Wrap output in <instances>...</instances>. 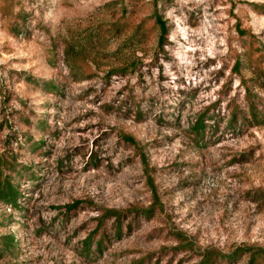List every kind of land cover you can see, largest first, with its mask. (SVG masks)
Segmentation results:
<instances>
[{
	"label": "rangeland",
	"instance_id": "obj_1",
	"mask_svg": "<svg viewBox=\"0 0 264 264\" xmlns=\"http://www.w3.org/2000/svg\"><path fill=\"white\" fill-rule=\"evenodd\" d=\"M260 69L264 0H0V264H264Z\"/></svg>",
	"mask_w": 264,
	"mask_h": 264
},
{
	"label": "trees",
	"instance_id": "obj_2",
	"mask_svg": "<svg viewBox=\"0 0 264 264\" xmlns=\"http://www.w3.org/2000/svg\"><path fill=\"white\" fill-rule=\"evenodd\" d=\"M155 22L159 26V31H160L159 42H160V44H162L165 37H166V34H167L166 22L164 20H162L161 16H157V15L155 16ZM239 65H240V61L237 60L234 64V67L238 68ZM259 73H261L264 76V70L263 69H260ZM252 93L253 92L250 89V87L246 86L245 87V98H246V104H247V113L243 112V117L246 120V122H248V121H252V122L255 121L256 122L259 120V117L261 116L260 112H258V110H257V104L255 102V99L253 98ZM262 115H264V110L262 112ZM236 117H237L236 112L231 114V118L233 119L234 122L237 121ZM204 129H205L204 118H203V115L200 114L199 116L196 117L193 124H191V130H193L196 134H200L201 132L204 131ZM19 195H20V191H19L18 184L12 183L6 177H4V180L0 179V198H2L3 200L12 204V203L16 202V197ZM75 207H76V203L69 204L66 206L68 211L74 209ZM90 237L85 241V243H88V240L90 239ZM6 243H8V245L13 244V240L7 239ZM254 260H255L254 255H252L246 264H254Z\"/></svg>",
	"mask_w": 264,
	"mask_h": 264
}]
</instances>
